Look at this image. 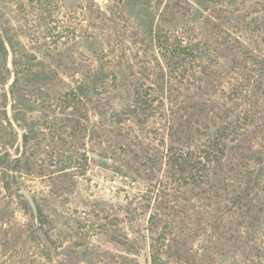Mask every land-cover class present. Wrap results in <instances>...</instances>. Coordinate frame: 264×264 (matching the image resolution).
Returning <instances> with one entry per match:
<instances>
[{"label": "rangeland", "instance_id": "1", "mask_svg": "<svg viewBox=\"0 0 264 264\" xmlns=\"http://www.w3.org/2000/svg\"><path fill=\"white\" fill-rule=\"evenodd\" d=\"M93 1L99 8L106 4ZM257 2L256 14H250L264 18V0ZM85 8V0H0L5 26L21 30L23 50L45 73L19 76L18 117L8 92L13 75H0V264H152L154 250L157 264H264V252H256L260 227L247 229L228 214L213 217L223 192L198 196L174 182L161 158L162 142L167 143L163 127L151 143L158 163L137 167L118 151L109 112L68 99L86 76L76 72L86 57ZM213 27L202 28L196 40L211 46ZM257 40L264 50V32ZM219 55L223 65L209 62L206 75L208 94L221 104L219 91L238 75L223 47ZM10 60L9 54L8 68ZM197 129L192 125L179 142L173 138L190 160L205 142ZM252 132L249 143L257 146L261 133ZM232 154H226V163L238 164ZM84 158L91 160L86 169ZM220 174L233 183L224 170ZM21 189L35 201L38 222ZM154 215L161 220L151 225Z\"/></svg>", "mask_w": 264, "mask_h": 264}, {"label": "trees", "instance_id": "2", "mask_svg": "<svg viewBox=\"0 0 264 264\" xmlns=\"http://www.w3.org/2000/svg\"><path fill=\"white\" fill-rule=\"evenodd\" d=\"M85 1L86 57L76 72L86 76L68 99L74 104L93 102L102 113L109 112L118 151L137 167L152 169L158 163L151 143L163 127L167 143L162 142L161 158L174 182L198 196L223 192V205L216 207L213 217L228 214L247 229L260 227L256 252H264V50L257 40L264 32V18L250 14L257 0H106L100 8L93 0ZM5 22L0 15V75H13L8 92L18 117L19 76L45 73L42 63L33 64L23 50L21 30ZM208 24L215 32L211 46L196 40ZM222 47L238 76L219 91L218 104L208 94L206 73L209 62L223 65L218 57ZM55 66H60V59ZM208 114L213 118L206 119ZM192 125H197L196 132L201 129L198 136L205 142L190 160L173 138L179 142L188 136ZM252 131L261 133L257 146L249 143ZM23 141H28L26 135ZM228 152L238 164L226 163ZM83 161L86 169L91 160ZM223 170L233 183L223 180ZM154 216L151 225L161 220ZM154 252L151 261L157 264L158 251Z\"/></svg>", "mask_w": 264, "mask_h": 264}, {"label": "water", "instance_id": "3", "mask_svg": "<svg viewBox=\"0 0 264 264\" xmlns=\"http://www.w3.org/2000/svg\"><path fill=\"white\" fill-rule=\"evenodd\" d=\"M20 194L24 198V200L26 201L27 206L31 212L33 219L36 222H38V210H37L35 201L33 200L31 194L26 189H21Z\"/></svg>", "mask_w": 264, "mask_h": 264}]
</instances>
